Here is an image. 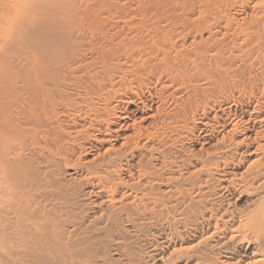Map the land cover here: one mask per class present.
I'll list each match as a JSON object with an SVG mask.
<instances>
[{
	"label": "bare ground",
	"instance_id": "6f19581e",
	"mask_svg": "<svg viewBox=\"0 0 264 264\" xmlns=\"http://www.w3.org/2000/svg\"><path fill=\"white\" fill-rule=\"evenodd\" d=\"M0 264H264V0H0Z\"/></svg>",
	"mask_w": 264,
	"mask_h": 264
},
{
	"label": "rangeland",
	"instance_id": "374dc122",
	"mask_svg": "<svg viewBox=\"0 0 264 264\" xmlns=\"http://www.w3.org/2000/svg\"><path fill=\"white\" fill-rule=\"evenodd\" d=\"M239 208H240V206H239Z\"/></svg>",
	"mask_w": 264,
	"mask_h": 264
}]
</instances>
